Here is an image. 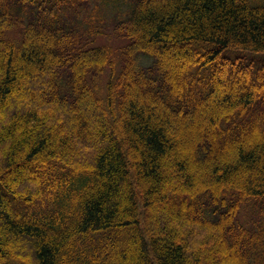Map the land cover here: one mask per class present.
<instances>
[{"label":"trees","instance_id":"1","mask_svg":"<svg viewBox=\"0 0 264 264\" xmlns=\"http://www.w3.org/2000/svg\"><path fill=\"white\" fill-rule=\"evenodd\" d=\"M127 1L0 0V264H264V0Z\"/></svg>","mask_w":264,"mask_h":264},{"label":"rangeland","instance_id":"2","mask_svg":"<svg viewBox=\"0 0 264 264\" xmlns=\"http://www.w3.org/2000/svg\"><path fill=\"white\" fill-rule=\"evenodd\" d=\"M102 4V11H104L102 18H106L111 26L113 23L125 19L130 11V4L127 0H103ZM105 33L107 36H101V40H106L110 36L111 30L106 29Z\"/></svg>","mask_w":264,"mask_h":264}]
</instances>
